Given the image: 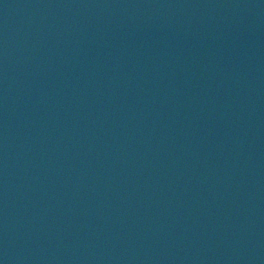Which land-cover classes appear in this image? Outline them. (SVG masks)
<instances>
[{
  "label": "water",
  "instance_id": "water-1",
  "mask_svg": "<svg viewBox=\"0 0 264 264\" xmlns=\"http://www.w3.org/2000/svg\"><path fill=\"white\" fill-rule=\"evenodd\" d=\"M0 264H264V0H0Z\"/></svg>",
  "mask_w": 264,
  "mask_h": 264
}]
</instances>
